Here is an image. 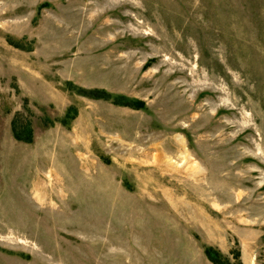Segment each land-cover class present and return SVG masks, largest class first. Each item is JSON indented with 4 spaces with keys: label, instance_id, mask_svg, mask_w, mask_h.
<instances>
[{
    "label": "rangeland",
    "instance_id": "374dc122",
    "mask_svg": "<svg viewBox=\"0 0 264 264\" xmlns=\"http://www.w3.org/2000/svg\"><path fill=\"white\" fill-rule=\"evenodd\" d=\"M0 264H264V0H0Z\"/></svg>",
    "mask_w": 264,
    "mask_h": 264
}]
</instances>
